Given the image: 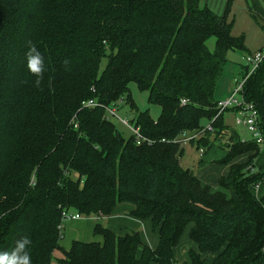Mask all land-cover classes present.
I'll list each match as a JSON object with an SVG mask.
<instances>
[{"label":"trees","instance_id":"obj_1","mask_svg":"<svg viewBox=\"0 0 264 264\" xmlns=\"http://www.w3.org/2000/svg\"><path fill=\"white\" fill-rule=\"evenodd\" d=\"M231 2L218 15L201 0H0V251L26 236L32 264H53L65 210L108 217L128 202L132 216L152 219L155 250L141 233L98 224L102 242L75 241L58 263L204 264L211 254L212 264H264V193L255 194L264 164L253 174L264 148L224 115L214 119L227 54L246 51L228 20ZM29 42L44 57L39 87L26 67ZM132 83L160 107L159 118L136 110L133 122L152 144L105 118L103 107L133 106ZM243 94L264 138V61ZM91 100L99 105L85 108ZM183 132L207 151L225 142L226 164L245 158L219 190L183 166L175 142ZM189 226L199 251L181 262L175 252Z\"/></svg>","mask_w":264,"mask_h":264},{"label":"crops","instance_id":"obj_2","mask_svg":"<svg viewBox=\"0 0 264 264\" xmlns=\"http://www.w3.org/2000/svg\"><path fill=\"white\" fill-rule=\"evenodd\" d=\"M225 2L226 0H201L202 4L209 6L217 14L220 12H217L216 9H218V11L219 9H222ZM225 70L226 67L224 72ZM226 85L222 84L223 87L220 85L217 86L214 94L217 102L223 101L232 95L233 91L231 87H225ZM233 115L235 116L234 113ZM262 153H264V151ZM182 156V160H184V155ZM226 157L227 150L225 151L223 148L221 149L220 147L218 148L212 146L211 149L206 152L205 156L200 158V162L196 168L199 170L196 175H198L202 183L210 185L214 191L219 190V181L221 178L227 177L230 172V167L245 160L244 157L238 158L226 165ZM182 163H184V161ZM260 165L262 164H259V166ZM261 186L260 194L264 192V183ZM134 210L135 206L133 204L124 202L123 204L115 207L108 217L95 214L94 216L89 217L82 216L79 220L70 219L65 221L61 233L62 237L59 243L60 250L55 251L53 264H59L58 261L64 258V253L70 250L75 241L102 242L103 238L94 233L95 227L98 224L108 228L109 230L111 229L118 236L122 237L130 232L141 233L144 242L150 246L151 249L155 250L159 242V234L157 231L153 230L152 219H138L132 216V212ZM70 213L73 214L76 212L74 210H70ZM190 229L191 226L186 229L179 246L176 248L175 256L177 260H180L181 262L185 260L190 261V251H199V247L190 239ZM204 258L206 259L204 264H212L214 260V256L211 254H205Z\"/></svg>","mask_w":264,"mask_h":264},{"label":"rangeland","instance_id":"obj_3","mask_svg":"<svg viewBox=\"0 0 264 264\" xmlns=\"http://www.w3.org/2000/svg\"><path fill=\"white\" fill-rule=\"evenodd\" d=\"M226 3L227 0L223 4L224 6L222 9H219V11L216 9L217 12H220L218 15H222L224 13L227 7ZM231 5L228 20L234 24L233 34L235 36H245L246 51H230L227 54V61L225 64L226 70L225 72L223 71L218 85L222 86V84L226 85L228 83L225 87L230 86L232 91H234L238 85V79L243 77L242 72L244 74L246 71L245 57L247 54L261 50L264 52V0H232ZM201 6L206 7L202 3ZM215 44L216 38L212 37L208 40L207 47L210 50H214ZM130 92L131 98H133V106L126 102L121 104V106L117 109L120 119L127 120L130 123L134 122L137 115L136 110L140 112H148L153 118H159L161 115L160 107L149 103L148 93L141 91L137 83H132L130 85ZM120 119L113 118L111 121L116 128H118L121 134L125 137H129L132 131L130 128L125 126ZM224 124H227L230 128L236 130L240 137L246 141L253 139L252 135L246 128L238 127L237 124H235L233 113L225 114ZM203 125H206L207 127L210 126L207 120L203 121ZM212 139L213 137L211 140ZM224 143L225 142L217 141L213 143V146L218 148L220 147L222 149L225 145ZM183 146L185 149L183 153L184 160H182V162L184 161L183 166L193 170L197 174V171L199 170L196 168L200 162V158H202L199 155L198 148L190 142H183ZM262 152L263 151L261 150L260 155H258L255 160L256 171H253V174L257 173L260 169L259 164H264V153Z\"/></svg>","mask_w":264,"mask_h":264},{"label":"built area","instance_id":"obj_4","mask_svg":"<svg viewBox=\"0 0 264 264\" xmlns=\"http://www.w3.org/2000/svg\"><path fill=\"white\" fill-rule=\"evenodd\" d=\"M264 61V52L263 50L249 53L245 57V64H246V71L243 74V77L241 79H238L237 87L235 90L232 92V95L228 98H226L223 101H218L216 110H218L217 115L215 116L214 119L219 118L221 116H225L226 113L233 112L235 114V124H237L238 127H244L246 128L250 134L252 135V138L257 141L261 146L264 148V138H263V131L260 123V116H259V111L256 108L254 104L251 102L247 101L245 99V96L243 94L244 91V85L246 84L248 78L254 74V72L259 69ZM125 101L121 100L116 104H112L106 107H103L105 110V118L108 120H112L113 118H118L120 119L117 109L123 104ZM183 104L187 103V100L182 101ZM99 104H97L94 100H91L89 102L84 103L85 108H91V107H96ZM122 123L127 126L128 128L131 129V135L135 137V142H137L139 145L143 144L144 142H148V144H152L150 140L146 139L143 134L141 133V130L139 127L135 126L133 122H129L124 119H120ZM77 127V126H76ZM208 131H212V125L207 127ZM164 141V140H162ZM195 142V146H197L199 155L201 157H204L207 150L203 146H198L200 145L198 141V136L197 135H190L186 132H183L180 135V139L175 140V142H180L183 144V142ZM261 190V185L258 184L257 187L255 188V194L258 195ZM83 215L80 213H70L69 211L65 210L62 213V219H63V224L65 221L73 219V220H79ZM63 227V225H62Z\"/></svg>","mask_w":264,"mask_h":264},{"label":"clouds","instance_id":"obj_5","mask_svg":"<svg viewBox=\"0 0 264 264\" xmlns=\"http://www.w3.org/2000/svg\"><path fill=\"white\" fill-rule=\"evenodd\" d=\"M27 71L34 77L35 86L39 87L44 75V57L35 44L29 42L26 53ZM31 244L26 236L16 240L15 246L10 251H0V264H32L28 247Z\"/></svg>","mask_w":264,"mask_h":264}]
</instances>
